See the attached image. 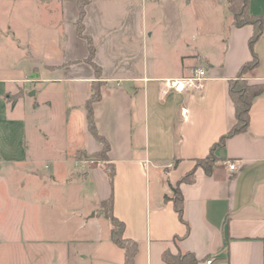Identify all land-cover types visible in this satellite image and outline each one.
I'll return each mask as SVG.
<instances>
[{
	"label": "crops",
	"instance_id": "0c3cea01",
	"mask_svg": "<svg viewBox=\"0 0 264 264\" xmlns=\"http://www.w3.org/2000/svg\"><path fill=\"white\" fill-rule=\"evenodd\" d=\"M85 1L83 37L78 0H0V264H124L101 212L111 197L135 264H167L165 252L264 264V95L248 130L215 150L213 172L180 185L184 221L171 189L236 124L229 85L253 52L244 78L264 82V33L252 51L253 26L234 25L228 0ZM249 11L264 18V0ZM197 67L201 91L164 87ZM97 82L108 161L90 158L101 150L86 108Z\"/></svg>",
	"mask_w": 264,
	"mask_h": 264
},
{
	"label": "trees",
	"instance_id": "16d2710c",
	"mask_svg": "<svg viewBox=\"0 0 264 264\" xmlns=\"http://www.w3.org/2000/svg\"><path fill=\"white\" fill-rule=\"evenodd\" d=\"M80 8V17L77 22L78 32L80 36L86 37L83 28V17L85 14V6L87 1L78 0ZM250 0H228L229 9L233 14L234 25L236 27H244L247 25L253 26L254 32L250 38L249 44L253 51L254 44L263 36L264 33V18L256 16L249 11ZM90 57L89 61L94 66L97 75L100 74V67L93 61V55L95 52V46L91 40H89ZM259 65V59L253 52V58L247 64H245L239 73V76L232 80L229 85V94L233 100L235 106L236 124L234 127L225 134L220 141L213 146L210 154L204 159H198L196 161L195 168L188 173L177 185L172 186L171 189L174 193V207L177 211L180 219L184 221V198L180 189L182 183H192L195 181V171L197 168H203L207 174L213 172L214 166L218 161L215 155V150L218 147L225 146L227 141L233 136L244 133L249 128L250 123V111L254 100L264 95V82L263 83H250L244 78L245 74ZM101 83L97 82L93 85V91L89 98L87 108L88 127L95 139L100 143L101 150L90 158L99 161H108V152L110 149L109 143L105 137L99 134L94 116V104L101 98ZM106 171L109 175L110 181H113L115 175V167L113 165H107ZM168 199V198H167ZM101 212L112 224L111 238L115 244L124 249L125 251V263L135 264V257L138 252V244L127 239L124 235L125 223L119 220L113 214V198H109L101 203ZM163 259L167 264H199L198 259L192 253H180L174 255L170 252L163 254Z\"/></svg>",
	"mask_w": 264,
	"mask_h": 264
},
{
	"label": "built area",
	"instance_id": "2783aa9c",
	"mask_svg": "<svg viewBox=\"0 0 264 264\" xmlns=\"http://www.w3.org/2000/svg\"><path fill=\"white\" fill-rule=\"evenodd\" d=\"M207 80V71L203 67H197L190 71L188 76L177 78V79H167L164 81V87L167 90L183 93L185 91H201L203 89L204 83ZM235 164L230 165V170H234ZM206 264H213V260L209 259Z\"/></svg>",
	"mask_w": 264,
	"mask_h": 264
},
{
	"label": "rangeland",
	"instance_id": "374dc122",
	"mask_svg": "<svg viewBox=\"0 0 264 264\" xmlns=\"http://www.w3.org/2000/svg\"><path fill=\"white\" fill-rule=\"evenodd\" d=\"M47 169H49V166L47 167ZM88 192L90 193L91 190L90 188L88 189ZM88 193L87 195V199L90 197L91 198V195ZM81 207L84 208L85 210H90L92 208L91 206V203L90 202H86V201H82L81 203ZM94 214V212H92V215ZM103 221H106L108 223V220L104 219L103 218Z\"/></svg>",
	"mask_w": 264,
	"mask_h": 264
}]
</instances>
